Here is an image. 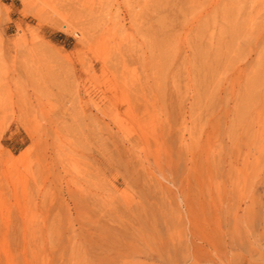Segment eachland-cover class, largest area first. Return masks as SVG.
Here are the masks:
<instances>
[{
	"label": "rangeland",
	"instance_id": "obj_1",
	"mask_svg": "<svg viewBox=\"0 0 264 264\" xmlns=\"http://www.w3.org/2000/svg\"><path fill=\"white\" fill-rule=\"evenodd\" d=\"M245 198L264 0H0V264H264Z\"/></svg>",
	"mask_w": 264,
	"mask_h": 264
},
{
	"label": "bare ground",
	"instance_id": "obj_2",
	"mask_svg": "<svg viewBox=\"0 0 264 264\" xmlns=\"http://www.w3.org/2000/svg\"><path fill=\"white\" fill-rule=\"evenodd\" d=\"M247 184V183H246ZM249 186V185H248ZM250 187V186H249ZM240 189V188H239ZM246 189V188H245ZM249 190V189H247ZM249 192V191H248ZM240 194V192H239ZM238 194V195H239ZM243 195V194H242ZM252 196V195H250ZM243 198V197H241ZM237 202H239V199L237 200ZM250 200L249 198H245L244 200L240 201L236 207V211L232 214V219H233V233L236 232V235H234V239L230 241V244H234L237 239L238 240H242L241 244L243 243H247L245 245H250L252 246L253 248H256L257 249H262L264 250V247H262V245H264V232L261 233L260 237L255 239L253 234H252V229H253V224H254V220L252 217H254L255 215L257 216V214L253 215L252 216V212L254 211H251V204H250ZM237 204V203H236ZM235 204V206H236ZM261 207V206H260ZM228 215L231 216V214L228 213ZM227 220V219H226ZM254 238V240L251 238ZM235 241V242H234ZM239 242V241H238ZM229 244V246H230ZM240 245V244H239ZM241 246V245H240ZM231 251V250H230ZM249 251V250H247ZM255 251V250H254ZM258 251V250H257ZM255 251V253L257 252ZM242 252V251H240ZM259 253V251H258ZM237 255V253H235ZM244 254V253H242ZM241 254V255H242ZM234 255V254H233ZM264 255V254H262ZM231 257V256H230ZM239 257V256H238ZM262 257V256H261ZM237 258V257H235ZM254 258V257H253ZM252 258V260H253ZM230 259V258H228ZM239 259H241V256L239 257ZM227 260V259H226ZM235 261V260H234ZM242 261V260H241ZM224 263V262H223ZM230 263V262H229ZM256 263V262H255ZM231 264V263H230ZM258 264V262H257ZM260 264V263H259Z\"/></svg>",
	"mask_w": 264,
	"mask_h": 264
}]
</instances>
